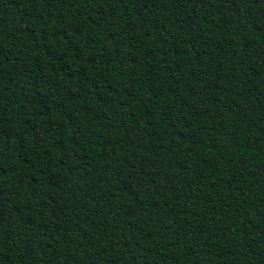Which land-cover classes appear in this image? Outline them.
Returning a JSON list of instances; mask_svg holds the SVG:
<instances>
[{
	"label": "trees",
	"instance_id": "1",
	"mask_svg": "<svg viewBox=\"0 0 264 264\" xmlns=\"http://www.w3.org/2000/svg\"><path fill=\"white\" fill-rule=\"evenodd\" d=\"M0 264H264V0H0Z\"/></svg>",
	"mask_w": 264,
	"mask_h": 264
}]
</instances>
